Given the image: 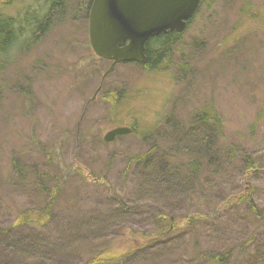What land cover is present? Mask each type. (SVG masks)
I'll list each match as a JSON object with an SVG mask.
<instances>
[{
  "label": "rangeland",
  "instance_id": "1",
  "mask_svg": "<svg viewBox=\"0 0 264 264\" xmlns=\"http://www.w3.org/2000/svg\"><path fill=\"white\" fill-rule=\"evenodd\" d=\"M83 3L67 0L39 44H15L0 72V264L264 258V0H206L167 65L121 64L106 78ZM39 5L17 0L3 13L33 9L39 21ZM122 87L113 111L104 96ZM209 106L223 122L222 163L200 169L187 194L147 195L139 157L182 165L173 131ZM116 127L136 132L106 143ZM55 190L43 226L20 223Z\"/></svg>",
  "mask_w": 264,
  "mask_h": 264
},
{
  "label": "trees",
  "instance_id": "2",
  "mask_svg": "<svg viewBox=\"0 0 264 264\" xmlns=\"http://www.w3.org/2000/svg\"><path fill=\"white\" fill-rule=\"evenodd\" d=\"M15 1L17 0H0V72L9 64V59L7 60L6 55L9 56L12 45L23 43L24 47L29 51L32 47L39 44L43 36L51 28L53 16L57 11L62 10L67 0H30L38 2L40 4L38 9L45 11L43 18L39 21L35 18V10L33 9L26 10L20 18L5 15L3 13L4 8L11 6ZM93 1L84 0L82 4L88 15ZM205 1H202L201 7ZM151 41L152 44H147L146 61L141 65L136 64L143 67L147 72L160 70L163 65H167L170 62L172 48L181 41V35L168 32L167 34L152 38ZM154 42L158 44H154ZM99 61L103 60L99 59ZM2 96L3 94L0 89V103L3 98ZM104 98L110 103L111 109L115 111L119 102L127 98L126 89L123 87L112 89ZM167 120L169 121V118ZM222 125L223 122L220 114L213 106H209L193 115L188 124V129L179 131L175 127L172 137L173 148L177 150L176 154L185 157L186 162L182 165L169 162L166 159L170 158H161L152 152L142 158L139 157L138 162L141 164L143 171L141 183L143 189L145 188V193L152 197L167 195V198L172 194H187L185 189L196 183L200 169L205 168L206 165L207 167H218L222 163V154L220 151H217L219 136H223ZM132 129L131 134H134L136 130L133 127ZM49 194V203L43 208L41 216H35L33 219L26 217L24 213L20 218V223L31 220L36 225L43 226L50 215L48 212L51 210V204L55 200L57 191H51ZM230 255V251L225 254H202L199 255L196 262L194 261V264H204L206 262L228 264L227 258ZM113 259L109 255L105 260L108 262L114 261ZM97 261L100 262L102 260L96 257L92 259L91 264H96ZM252 264H264V258L255 257Z\"/></svg>",
  "mask_w": 264,
  "mask_h": 264
},
{
  "label": "water",
  "instance_id": "3",
  "mask_svg": "<svg viewBox=\"0 0 264 264\" xmlns=\"http://www.w3.org/2000/svg\"><path fill=\"white\" fill-rule=\"evenodd\" d=\"M202 0H94L89 15L90 45L96 56L111 61L104 78L119 64H142L147 43L168 32L184 33ZM132 133L117 127L104 136L106 143Z\"/></svg>",
  "mask_w": 264,
  "mask_h": 264
},
{
  "label": "bare ground",
  "instance_id": "4",
  "mask_svg": "<svg viewBox=\"0 0 264 264\" xmlns=\"http://www.w3.org/2000/svg\"><path fill=\"white\" fill-rule=\"evenodd\" d=\"M3 19V18H2ZM14 41H15V39H14ZM16 44V43H15ZM8 46H11V45H8ZM12 47H13V45H12ZM6 48H8V47H6ZM5 51V50H4ZM10 52V51H9ZM6 56H8V55H6ZM51 218V217H50ZM28 220V219H27ZM22 221V220H21ZM25 222V221H24ZM18 224V223H17Z\"/></svg>",
  "mask_w": 264,
  "mask_h": 264
},
{
  "label": "flooded vegetation",
  "instance_id": "5",
  "mask_svg": "<svg viewBox=\"0 0 264 264\" xmlns=\"http://www.w3.org/2000/svg\"><path fill=\"white\" fill-rule=\"evenodd\" d=\"M152 42V41H151ZM147 44H150V41L147 43ZM148 46V45H147Z\"/></svg>",
  "mask_w": 264,
  "mask_h": 264
}]
</instances>
